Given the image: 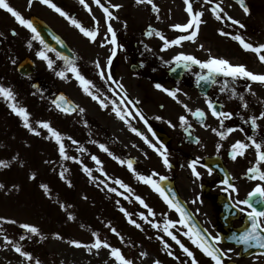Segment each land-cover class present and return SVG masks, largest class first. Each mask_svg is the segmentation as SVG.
Returning a JSON list of instances; mask_svg holds the SVG:
<instances>
[{"label": "rangeland", "instance_id": "374dc122", "mask_svg": "<svg viewBox=\"0 0 264 264\" xmlns=\"http://www.w3.org/2000/svg\"><path fill=\"white\" fill-rule=\"evenodd\" d=\"M67 2L68 4L70 3L69 1ZM71 2L75 5H70L68 9L64 10L71 14V9L76 7L74 10H78L79 15L75 16V18L81 21L84 26H86L85 21L90 22V17L93 27L97 26L96 21H98L99 35L101 38L103 34L105 36L104 25L101 21L103 18L105 19L103 12L99 14L96 10L97 8H95L96 20H93L94 14L84 11L80 6L79 0H71ZM182 2L183 0H154V3L160 9V18L157 19V14L151 8V10L148 9L150 5H144L143 7V5L136 6L137 4L133 3V1L129 4V0H110L111 4L122 5L117 11L118 20L123 22H138L146 21L148 18L153 19L156 21L155 28L162 31L170 39H175L179 35H185L184 32L170 27L173 24H184L189 20V16L185 11V3L182 4ZM196 2L198 5L194 4V10L203 11L202 20L204 23L201 24V29H199V34L193 45L201 53H208V56L213 50L212 45L218 46L219 51L217 53H220V57L230 56L229 54L231 56L240 55L242 53L241 48L237 45L235 46L234 40L230 36L220 35L219 32L220 29H223L224 32L233 34L234 30L231 26L227 25L225 21L223 23L218 21L212 12H208L209 8H207L204 0H197ZM222 3V7L227 12L228 8H230L229 3L225 0H222ZM200 5L204 6L200 7ZM14 7L26 18L31 14L40 15L45 19L48 17L53 27L61 35L66 36L67 33V36L75 44L80 45L79 37H85L75 26L67 25L65 21L69 22V20L63 16L62 18L58 15V18L56 17L57 24H55V21L53 24V20L49 18L51 14L47 16L49 12L46 9L43 11L39 10L35 0L31 8L28 7V3L25 0L18 1ZM235 12L237 13L233 14L241 15L238 11L235 10ZM252 18L259 20L261 25H264V11L256 13ZM10 19L11 14L6 10L0 11V21L4 23V25H1L0 31L6 29L4 33L6 36H9L8 29L14 27ZM213 22L216 23L213 24ZM116 23L117 25L119 24L118 21ZM23 30L24 27L21 26L20 32ZM31 37L30 35L22 34V37L17 36L15 39H12V42L20 45L18 43L19 40L23 41L17 52L23 50V53L25 52L34 60L37 70L35 74H37L38 69L40 66H43L42 64L45 61L36 55L39 49L35 40H32V47H28V41ZM213 37L215 41H209V39L213 40ZM251 38L264 41L258 34L251 35ZM103 40L104 38L101 39V41ZM101 41H97V43ZM185 42L183 41L181 45L172 46L168 49L172 63L174 62L172 58L176 54L184 52L183 48L188 44H185ZM201 45H203L202 48L200 47ZM184 53L188 54V52ZM47 54L50 58H53L52 53L48 52ZM250 55L246 56L250 57ZM17 58V56H14V58L11 56L10 61H8L11 67L7 63L4 66L5 69L0 71V84L13 89L16 93V101L27 108L30 113V121L41 132V135L36 136L29 132L23 126L22 118L16 115L8 106V102L0 97V159L10 163V167L0 169V182L6 185L5 190H0V217H5L6 220L17 221L16 224L7 223L6 221L0 222V230L8 235L10 239L19 243L23 250L32 253L33 260L26 261L24 257L14 251L11 245L4 246L5 242L3 241V237L0 236V264H35L36 259H39L41 264H115L114 259L110 258L108 249L102 248L97 254L96 250L88 252L84 248H77L69 243L71 240L91 243L93 242V231L98 232L100 237L106 239L112 246L121 248L123 254L127 258L132 259L134 264H153V261L157 259L161 261V264H180L181 261L191 264V259L182 252L170 237H167L162 230L152 228L149 223L145 222L138 215L143 212L148 216L149 220L160 223L161 226H163L165 219L163 214L165 213L167 214V218L178 220L175 213H172L166 206L162 208L157 207L154 192L149 185L138 180L133 171L131 173L119 167L118 160L113 159L107 152L101 150L99 145H105L101 124L99 120L98 122H93L94 120L88 117V95L82 91L73 75H70V72L67 73L69 78L64 80L56 76L54 70L47 68L50 71V77L56 79L55 86L50 85L52 90L59 88L65 91L80 108L85 110L83 113L69 115L59 111L51 103L53 92L49 96L44 95L40 91L36 92L31 88L32 79L26 80L18 77L14 69L15 64L18 62ZM13 60H15V63H12ZM231 61L237 63V58H232ZM248 62L252 67H260V63H258L256 58H253V55L252 58H248ZM46 91H49V89H46ZM93 105L97 106L95 107L93 116H98L100 113L99 103H93ZM36 121L50 122L65 137L63 142L67 154L76 157L77 160H62L58 151L59 146L54 139L45 138L49 136V133L46 129L39 128L35 124ZM67 137H72V140L78 143L73 144L72 140L67 139ZM93 141L96 143H93ZM80 146L86 151H78L77 149ZM107 148L118 157L115 145L110 146L108 144ZM92 155H96L101 160L103 172L107 173V175L98 170L95 161L91 159ZM13 157H16V159L13 160ZM21 161L23 162V166H21ZM45 161H51L52 163H46ZM84 166L92 169V177L95 179L90 178L83 171ZM63 168L68 169L65 173V179H61L59 175ZM33 172L36 173V178L30 179V175ZM136 172L141 174L143 171L136 170ZM117 178L128 184L132 192H127L115 184V179ZM68 181H71V186H69ZM101 181L103 183H100ZM181 182L187 184L190 189L188 179H181ZM42 183L49 186L50 192L48 194H45L44 190L40 187ZM12 185H19V191L15 189L7 191L12 188ZM112 187H115L117 192L109 191V188ZM119 193H123V195ZM136 195L141 196L145 200L155 212V216L149 215L147 209L135 199ZM191 196V202L196 201L192 191ZM117 201H119V204H117ZM153 201H155V207L152 205ZM200 202L203 203L202 200ZM61 203L65 205V208H61ZM196 205L201 210L200 203L196 202ZM121 207L131 214L132 219L141 224L143 230L129 223L128 217L120 210ZM69 214L74 215L75 219H68ZM200 217L207 223H213L211 214L208 212L201 213ZM205 221L202 222L205 224ZM24 223L37 226L43 236L47 238L41 239L35 234H27L26 230L19 227L20 224ZM109 223L111 227H115L121 236L124 237L123 242L111 231L110 227L106 226ZM179 228L180 226L177 225V228L172 230L194 252L199 264H208L205 261V255L187 237L183 236L182 232L177 231ZM56 233H59L63 239L55 238L54 234ZM21 235H25L26 238L20 240ZM29 235L31 236L30 239L27 238ZM158 236L164 237L171 245L174 255L179 257V260L167 254L163 244L157 239ZM221 248L225 251L232 249L231 252L227 253L225 259L240 260L237 257V251L232 247L223 248L221 246ZM141 252H147V256L141 257ZM237 263L264 264V256L253 255ZM209 264H214V261H211Z\"/></svg>", "mask_w": 264, "mask_h": 264}, {"label": "flooded vegetation", "instance_id": "af4514ba", "mask_svg": "<svg viewBox=\"0 0 264 264\" xmlns=\"http://www.w3.org/2000/svg\"><path fill=\"white\" fill-rule=\"evenodd\" d=\"M16 1L17 0H8L11 5ZM225 1L230 5L226 13L246 25L245 28L241 29L238 25H233L231 21L225 18L234 30L233 35L239 33L247 42H251L254 45L264 44V41L251 38V35L258 34L261 39H264V25H261L259 20L252 18L256 13L264 11V0H246V3L251 8V15H246L234 0ZM53 2L59 7L68 5V2L64 0H53ZM216 2L222 3V0H213V4H210L211 7L214 6ZM38 3L39 10L43 11L46 9V11L49 12L47 16L51 14L49 17L50 20H53V24L54 21L56 23V17L58 18L56 15L57 12L47 5L40 3V0ZM235 10L241 15L233 14L237 13ZM72 15H75V12H73ZM41 18L53 30H56L48 20V17L45 19L41 16ZM246 18L248 19L246 20ZM153 23H156V21L151 19L143 21V23L133 21L132 24L126 27L119 25V27L115 29L118 45H123V47H117V54L113 58L110 70L114 79L123 84L124 89L127 91L128 98L132 100L133 103L139 101L135 108L127 103L121 105L126 111L132 113L131 117H127L128 121L133 127L147 136L152 143L156 144L157 147L160 146V143L164 144L168 149V157L172 167L170 169L166 168L162 162L161 156L150 148L140 136L132 132L125 121L120 120L115 115L112 111L111 103H109L108 108H101L99 105V115L93 116L95 107H97L93 105V103L95 104L97 101L87 96V98H89L87 115L91 120H94L93 122H98L99 120L104 138L116 142L118 157L120 159L125 161L132 160L134 169L146 170L149 175L155 171L159 176H154L153 179L158 180V182L161 181L159 177H167L164 182H168L175 188L180 198L185 201L204 228L213 236L219 235L222 237L225 231L221 222L218 221L220 207L216 204L217 197H226L230 204L234 206L237 199L248 198V193L259 183L257 180H249L245 175L247 169L255 162L256 156L254 149L249 148L245 156L237 157L235 160L231 158L230 151L231 145L235 143V141H246V134L253 135L258 140H264V120H258L260 128L255 131L251 129L250 123H245V120H248L249 117L252 115L258 116L260 111L264 110V104L259 102L260 100H264V85L245 81L244 79L233 81L231 77L220 75L215 78V83H203L199 86L197 82V73H206L207 70L201 69L198 65L187 68L182 73L180 79H172L169 75L172 62L165 63L171 61L168 50H161L163 42L159 37L155 35L151 37L145 35V31L149 25L155 28ZM1 25H4L3 21H0V29ZM5 31L6 29L0 31V33H3V35L0 36V71L5 69L4 66L7 63L9 64L8 61H10L12 52L22 45V40L18 42L20 45H16L12 42V39H15L17 36L22 37L23 32H25V30L20 32L19 29L18 32L15 31L16 34L14 35L13 30L9 29L8 33L10 36H6L4 34ZM102 38L105 40V37ZM102 38L98 35L95 42L90 40L86 41L84 46H80L82 50L78 52L76 51L77 48L74 43H68V46L74 50L75 56H73V58L82 74L86 78L92 80L100 89V93L97 94L102 93L106 95L108 98L105 101L106 103L110 100H116L119 103L123 93L115 85H112V87L116 89L115 93L110 92L108 90L109 85L100 78L98 74L99 70L95 67L94 62L97 60H99L102 68L106 66L107 58L111 54L110 49L113 47L110 43H104L103 47L101 46V42L97 43V41H101ZM107 39L110 40L111 35L107 36ZM209 40L215 41L214 37L213 40ZM233 42L235 46L237 45L241 48L242 53L235 56L229 54L230 56H224L223 58L228 59L230 62H232V58H237V63L232 62L233 64H244L253 72L264 73V63L260 62L259 68L252 67L246 57L247 52L241 47L238 41L234 40ZM36 45L39 50L43 49V45H41L38 40L36 41ZM146 45L147 47H145ZM191 48V46L186 45L184 47V52H190L191 55L196 56L200 60L208 59V53L203 54ZM212 48L213 50H211L214 52L212 53L210 51V55L220 57V53H217L219 51L218 46L212 45ZM188 49H191V51H188ZM49 52L53 54V58L51 59L55 62L53 66L55 71L63 69L65 67L64 61L57 58L56 52ZM22 54L23 50L17 52V55ZM42 65L43 66H40L36 74V85L41 93L49 96V94L53 92L51 86H55L56 79L50 77L47 63L45 62ZM28 77L29 76H24L25 79ZM224 81H228V86L225 91L222 92L221 88L224 87ZM156 83H160L170 90L179 88L181 91L177 95L183 104H187L193 111L199 108L206 112L207 116L204 123L207 127L202 126L196 118L184 109L181 103H177V101L168 96L167 93L157 89L155 87ZM247 84H251L252 90L256 93V96L246 91ZM232 88H235L237 93L244 95L245 100L249 104L247 109L242 107L243 102L238 96L233 97L231 95ZM46 89H49V91H46ZM207 98H210L214 102L218 111L233 113L231 118L224 119L223 128L220 124V119L223 118L221 117L218 119L211 115V110L207 107L206 103ZM162 105L163 107H161ZM136 109H139L148 121L147 125L136 115ZM181 115L187 116L189 123L192 124V128L190 129L192 133L191 137L180 127L179 116ZM156 117H161V119H156ZM172 125H175V127ZM149 126H151L152 132L156 133L155 136L148 130ZM230 127L236 129L243 128L244 132L237 130L230 133L226 139H221L212 131V128L226 131L227 128ZM196 137H199L200 143L195 142ZM217 145L221 147L218 149ZM197 158H199L197 171L201 173L199 178L192 174V170L189 167V162ZM205 165L212 169L211 174H209ZM216 165H221L222 168L225 169L227 172L226 177L229 178L230 183L236 185L239 190L238 194L233 193L231 189H229L228 192L222 191L226 185L221 183L222 180L217 172ZM121 166L128 168L126 163L121 164ZM261 168L264 170V164L261 165ZM181 179L189 180L190 189L187 184L181 182ZM191 191L192 194L195 195L196 202L200 203L201 210L200 207H197L196 202H191ZM200 200H202L203 203H201ZM241 207L244 206L241 205ZM204 212L211 214L213 223H207L200 217L201 213ZM244 219L245 215L237 209V215L232 218L231 226H242L244 224ZM202 221L206 223L204 224ZM217 246L219 248H221V246L223 248L229 246L238 253L237 248L222 241H220ZM204 257L207 263H211V258L207 256ZM237 257L239 256L237 255ZM238 259L240 260L227 258L226 261L234 260L238 262L242 260L240 257Z\"/></svg>", "mask_w": 264, "mask_h": 264}, {"label": "snow or ice", "instance_id": "6c2138e0", "mask_svg": "<svg viewBox=\"0 0 264 264\" xmlns=\"http://www.w3.org/2000/svg\"><path fill=\"white\" fill-rule=\"evenodd\" d=\"M108 6H105V3H102L101 0H93V3L97 5L103 12L105 21L107 24V32L105 34V40L101 41V46H104V43H110L113 47L110 49V55L107 58L106 66L104 68L101 67L99 60L95 61V67L99 70V76L102 80L105 81L106 84L109 85V91L115 93L116 89L112 87V85H115L118 87L121 92L123 93L121 100L119 103L116 100H110L108 103H106L107 96L104 94H97L100 93V89L94 84V82L88 78H86L80 71L79 67L76 64V61L74 58L63 55L59 52L56 53L57 58L64 61L65 67L59 71H55L53 68L54 66V60L51 59L48 56L49 51H56L54 48H52L49 44H47L44 40V38L41 36L40 32L37 30L35 22L30 19L26 18L19 10H17L15 7H13L8 0H0V9L6 10L11 16L15 19V21L23 26L24 28L28 29L33 35L31 39L28 41V47H32V40H38L41 45H43V49L36 52L37 57H39L41 60H44L47 63V67L49 69H52L55 71V75L60 77L61 79L67 80L69 77L67 73H71L73 77L76 79V81L79 83V86L81 87L82 91L91 97L93 100L97 101L101 108H108L109 103L112 104V111L115 113V115L122 121H125V123L128 124V127L132 132H134L136 135L140 136L146 144L150 148H152L154 151L157 152L158 155L161 156L162 162L166 168H171L172 164L170 163L169 157H168V149L164 146L163 143H160V146L157 147L156 144L152 143L147 136H145L142 132H140L137 128L133 127L132 124L128 121L127 117H131L132 113L126 111L124 108L121 107V105H124L125 103L130 104L135 108L136 104L139 103V101H135L133 103L132 100L128 98L127 91L124 89L123 84L119 83L117 80L114 79L112 72H111V65L113 58L117 54V47H123V45H118L117 42V35L116 31L112 26L111 21L112 20H118L119 17L114 15L113 11L111 9L119 10L122 5L120 4H111L110 0H107ZM236 2L239 4V6L242 8L243 12L246 15H251V8L246 3V0H236ZM33 3V0H28V7L31 8ZM40 3L47 5L49 8L53 9L55 12L59 13L61 16L65 17L69 22L75 26L79 31L87 37L90 41L95 42L96 38L99 34V22L96 21V27L89 28L84 26L81 21H79L74 16H71L67 11H65L63 8L59 7L56 3L53 2V0H40ZM79 3L83 5L85 9L91 13L92 9L89 6V4L86 2V0H79ZM135 3L137 5H150L151 9L154 13L157 14V19H159V12L160 9L157 6L156 3H154V0H135ZM185 3V11L187 12L189 16V20L184 24H173L170 27L178 30L180 32L188 33L187 35H179L175 39H169L167 38L163 32L153 28L151 25L148 26L147 30L145 31L146 36H157L159 39L163 42L162 45V51H166L172 46L181 45L183 41H195L198 34L200 25L204 23L202 20V16L204 15L203 11L194 10L193 7V0H184ZM204 3L206 4H213V0H204ZM211 12L215 16V18L219 20H224L225 18L228 21H231L233 25H238L239 28L243 29L246 27L244 23H242L240 20L234 19L232 16L228 15L224 8L221 6V2L214 3V6L211 7ZM223 14V15H222ZM93 20H96L95 16H93ZM126 26V22H125ZM191 30V31H189ZM220 35L224 36H230L231 39L238 41L241 47L245 51H251L255 53L261 63H264V44H258L254 45L251 42H247L245 38L240 35L239 33L233 35L228 32H224L223 29L219 30ZM13 34L15 35V30H13ZM108 34H111V39L108 40L107 36ZM3 33H0V36H2ZM53 39L57 41V43H61L59 37L53 36ZM147 47V45L145 46ZM201 48L203 45L200 46ZM173 61L176 63L177 66H183L184 68H191L193 65H198L201 69H206V73H197V82L204 81L207 83H215V78L217 76H224V77H231L233 81L237 79H244L245 81H251L254 83H258L260 85H264V73H256L251 70H249L246 65L244 64H233L228 59L223 57H216L209 55L207 60H200L196 56L191 54H186L184 52H180L176 54L173 58ZM12 63H15V60L12 61ZM165 63H171V61L165 62ZM174 70V69H173ZM228 86V81H224V87L221 88V91H225V89ZM35 87V85H34ZM155 87L165 93H167L168 96H170L172 99L176 100L177 103H181L184 109L190 113L194 118L197 119V121L202 125L207 127L205 125L206 120V112L202 109H195L194 111L189 108L187 104H183L182 101L178 98V93L181 91L179 88L175 89H168L164 87L160 83H156ZM246 91L249 92L251 95L256 96V93L252 90L251 84L246 85ZM206 95V94H205ZM231 95L233 97L238 96L239 99L243 102L242 107L244 109H247L249 107L248 102L245 100L244 95L241 93H237L235 88L231 89ZM0 97H2L5 101L8 102V106L11 108V110L22 118L23 126L29 130V132L33 133L36 136H40L41 132L38 131L37 127L33 126V123L30 121V113L28 112L27 108L20 105L16 101V93L13 91L11 87H5L3 84H0ZM261 104H264V100L259 101ZM51 103L61 112L64 113H71L75 111H79L80 113H83L85 110L83 108H80L79 105H75L73 102H71L64 94H60L55 99L51 101ZM207 107L211 110V115L214 117H217L220 119L221 117L223 119H220L221 127L224 126V119L231 118L233 116V113L231 112H224V111H218L214 102L210 99H206ZM163 107V105L161 106ZM136 115L139 116L141 120L144 121V123L147 125L148 121L145 119V117L142 115L141 111L139 109H136ZM135 118V117H133ZM156 119H161V117H156ZM258 120H264V110L260 111L259 115H252L248 118V120H245V123H250L251 129L253 131L260 128V125L258 124ZM86 123V122H85ZM170 123V122H169ZM36 125H38L41 129H46L49 133L48 137H45L46 139L51 138L54 139L56 144L59 146L58 151L59 155L62 160H77L76 157L69 156L66 152V147L64 144V136L56 129L54 128L50 122L48 121H36ZM179 124L182 129L188 134L189 137L192 136V133L190 129L192 128V124L189 123L188 117L185 115L179 116ZM175 127V125H172ZM150 132H152L151 126H149L148 129ZM241 131L244 132L243 128H227L226 131H220L216 128H212V131L215 132L221 139H226L227 136L234 132V131ZM153 136L156 135L155 132H152ZM67 139L72 140V137H67ZM196 143H200L199 137L195 138ZM73 144H77L78 142L75 140H72ZM93 143H96L93 141ZM99 147L104 152H107L110 156H112L113 159H116L119 161L120 164H127V167L132 170L138 180L143 182L146 185H149L154 191H156L161 198L164 200V202L168 205L170 209H173L176 213L179 214L178 220H172L167 218V214H163L165 219L163 222V226H161L160 223L154 222L152 220L148 219V216H146L143 212L139 213L141 219H143L145 222L149 223L152 228L157 230H162L163 233L170 237L172 241L175 242L176 245L179 246V248L182 250V252L191 259V264H199L198 260L196 259L194 252L190 250L182 241L179 239L176 232H174L172 229L177 228V225L180 226L179 229H177L178 232H182V235L187 237L189 241L193 245H195L196 248H198L205 256L211 258L212 261H214V264H224L223 257L227 256L228 252H231L232 249H228L227 251L219 248L217 244L222 240V237L219 235L213 236L211 233H209L206 229H202L201 227H198V222L195 220V217L189 213L186 205L182 204L179 199H176V193L172 192L171 190L166 191L163 187H161L158 180L153 179L154 176H159L158 173L153 171L151 175H142L135 171L133 168V161L132 160H123L119 157H116L113 153L109 151V149L104 145L100 144ZM221 147L220 145H217V148L219 149ZM249 148L254 149L255 151V162L251 167H249L245 173L247 178L249 180H257L259 183L255 185V187L248 193V198L246 199H237L235 201L234 206L239 210V212L243 213L247 221L249 222V226L244 227L243 231L239 235H233L231 239H235L238 243H242L245 245H251L255 244L257 247L264 249V207H257L256 205H264V170H262L261 165L264 164V140H258L253 135H247L246 134V141L245 140H237L235 143L231 145V151L230 155L233 160L237 159V157H243L245 156L246 152ZM80 152L86 151L82 146H80L78 149ZM13 160L16 159V157L12 158ZM91 159L95 161L96 165L98 166V170L102 172L104 175H107V173L103 172L102 162L101 160L96 156L92 155ZM199 158L191 160L189 162V167L192 170V174L199 178L201 176V173L197 171V163ZM46 163H52L51 161H45ZM82 163V162H81ZM21 166H23V162L21 161ZM10 167V163L6 160L0 159V169L2 168H8ZM207 168L209 174H211L212 169L208 168L207 165H205ZM68 171L67 168H63V170L59 173L61 179H65V173ZM83 171L88 174V176L92 179H95L92 177V169L88 168L87 166L83 167ZM36 173L33 172L30 175V179H35ZM160 180H166L167 177H159ZM69 186H71V181H68ZM100 183H103L101 181ZM222 184L226 185L222 189L224 192H228L229 189L233 193L238 194V188L235 184L229 182V178H225L221 181ZM115 184L119 185L121 188L125 189L127 192H132V189L130 186L126 183H124L123 180L117 178L115 179ZM99 186V185H98ZM40 187L44 190L45 194H48L50 192L49 186L47 184H41ZM107 187V185H105ZM6 185L2 182H0V190H5ZM15 189L16 191H19V185H12V188L8 189L7 191H11ZM109 191L111 192H117V189L115 187L109 188ZM120 195H123V193H119ZM86 198V197H85ZM127 198V197H125ZM256 198V199H253ZM135 199L139 201V203L147 209L149 215L155 216V212L149 207V205L145 202V200L139 196L136 195ZM196 201H193L195 203ZM117 204H119V201H117ZM243 205L244 207H241ZM61 208H65V205L61 203ZM120 210L124 213L126 217H128L129 223L133 224L136 228L143 230L141 224L137 223L135 219H132V216L130 213H128L123 207L120 208ZM199 211V210H197ZM68 219L74 220L75 216L72 214L68 215ZM7 222L11 224H16L17 221L15 220H6L5 217H0V222ZM107 227H110L111 231L118 236L121 241H124V237L121 236V234L117 231L115 227H111V224L109 223L106 225ZM20 228L26 230L27 234H35L36 236H39L41 239H46L47 237L43 236L41 233V230L32 224H20ZM55 238L57 239H63L59 235V233L54 234ZM0 236L3 237V241L5 242L4 246L11 245L12 248L16 253H18L20 256L24 257L26 261H32L33 255L32 253L23 250L22 246L19 243H16L12 239L9 238L8 235L4 234L2 230H0ZM93 242L91 243H83L79 240H71L69 243L77 248H84L88 252H92L93 250H96L97 254L99 253V250L104 248L109 250L110 258L114 259L115 264H134V261L132 259L127 258L121 248L112 246L106 239H102L98 232L93 231ZM26 238L25 235L20 236V240H24ZM28 239L31 238V236H27ZM157 239L161 241V243L164 246V250L167 251V254L169 256H173L174 259L179 260V257H176L174 253L171 250V245L164 239L163 236H158ZM141 257L147 256V252H141ZM35 264H41V261L39 259L35 260ZM153 264H161L160 260H154ZM180 264H187L186 261H181Z\"/></svg>", "mask_w": 264, "mask_h": 264}, {"label": "water", "instance_id": "95a60500", "mask_svg": "<svg viewBox=\"0 0 264 264\" xmlns=\"http://www.w3.org/2000/svg\"><path fill=\"white\" fill-rule=\"evenodd\" d=\"M30 19H32L35 22L37 30L40 32L41 36L44 38V40H45V42L47 44H49L51 47L55 48L61 54H66L68 52V50L65 47V44L63 42H62V44L61 43H57V41L55 39H53V36H57V35L53 34L52 31L44 23H42L36 17H33V16ZM60 41H61V39H60ZM173 69L171 71V74L173 76H179L178 73L180 74L182 72V70L184 69V67L182 65L181 66L175 65V67ZM17 70L21 74H28V73L33 71V63L28 58H25L18 64ZM60 94H64V93L60 92L59 94L56 95V97L59 96ZM223 202H224V200H222V199L219 200L220 205H222V207H223V212L225 213V212L228 211V207H227V204L226 203L223 204ZM257 207H262V205H257ZM223 218H224V216H223V213H222L220 215V220H223ZM228 221H229V218L225 220V224H227ZM247 226H249V222L248 221H246V223H245V225L243 227L238 228V229H236L234 231H231L230 230V226L226 225L225 228L228 230V234H227V236L225 238V241L234 243L235 245H241V254L243 256L251 255V254H253V253L257 252V251H259L261 253H264V249H261V248L257 247L255 244L245 245V244H242V243H238L235 239H231V237L234 234L235 235H239L243 231V228L247 227ZM198 227H200L199 224H198ZM230 264H234V263H230Z\"/></svg>", "mask_w": 264, "mask_h": 264}]
</instances>
